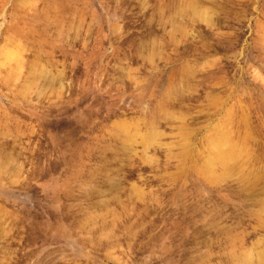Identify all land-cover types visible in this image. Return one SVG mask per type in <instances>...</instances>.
<instances>
[{
	"label": "rangeland",
	"instance_id": "374dc122",
	"mask_svg": "<svg viewBox=\"0 0 264 264\" xmlns=\"http://www.w3.org/2000/svg\"><path fill=\"white\" fill-rule=\"evenodd\" d=\"M0 264H264V0H0Z\"/></svg>",
	"mask_w": 264,
	"mask_h": 264
}]
</instances>
